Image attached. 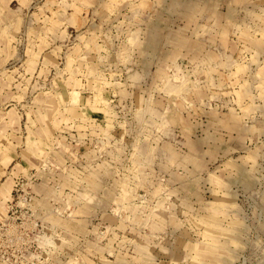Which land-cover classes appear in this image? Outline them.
<instances>
[{
  "label": "rangeland",
  "instance_id": "rangeland-1",
  "mask_svg": "<svg viewBox=\"0 0 264 264\" xmlns=\"http://www.w3.org/2000/svg\"><path fill=\"white\" fill-rule=\"evenodd\" d=\"M0 222V264H264V0H0Z\"/></svg>",
  "mask_w": 264,
  "mask_h": 264
},
{
  "label": "built area",
  "instance_id": "built-area-1",
  "mask_svg": "<svg viewBox=\"0 0 264 264\" xmlns=\"http://www.w3.org/2000/svg\"><path fill=\"white\" fill-rule=\"evenodd\" d=\"M2 222H0V224H1Z\"/></svg>",
  "mask_w": 264,
  "mask_h": 264
},
{
  "label": "bare ground",
  "instance_id": "bare-ground-1",
  "mask_svg": "<svg viewBox=\"0 0 264 264\" xmlns=\"http://www.w3.org/2000/svg\"><path fill=\"white\" fill-rule=\"evenodd\" d=\"M2 55V54H1ZM6 206V205H5Z\"/></svg>",
  "mask_w": 264,
  "mask_h": 264
}]
</instances>
